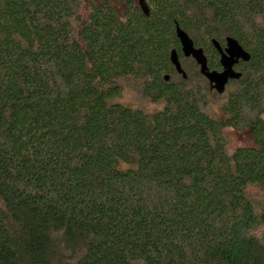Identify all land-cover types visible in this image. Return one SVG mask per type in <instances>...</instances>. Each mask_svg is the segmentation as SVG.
Masks as SVG:
<instances>
[{
  "label": "trees",
  "instance_id": "16d2710c",
  "mask_svg": "<svg viewBox=\"0 0 264 264\" xmlns=\"http://www.w3.org/2000/svg\"><path fill=\"white\" fill-rule=\"evenodd\" d=\"M145 2L0 0V264H264V0Z\"/></svg>",
  "mask_w": 264,
  "mask_h": 264
},
{
  "label": "water",
  "instance_id": "95a60500",
  "mask_svg": "<svg viewBox=\"0 0 264 264\" xmlns=\"http://www.w3.org/2000/svg\"><path fill=\"white\" fill-rule=\"evenodd\" d=\"M138 7L144 16L149 15V8L145 0H138ZM175 35L179 41L182 56L193 60L198 67L199 74L208 82L209 88L219 95L223 94L229 81L240 78L241 74L235 70V66L240 62H248L250 58L248 53L231 37L225 39L223 47L217 41L212 40V45L219 56L221 71H211L207 66V58L203 50L196 48L188 35L178 26L175 28ZM169 58L175 71L185 79L186 74L181 67L176 51L172 50ZM164 80L167 81L168 76H165Z\"/></svg>",
  "mask_w": 264,
  "mask_h": 264
},
{
  "label": "rangeland",
  "instance_id": "374dc122",
  "mask_svg": "<svg viewBox=\"0 0 264 264\" xmlns=\"http://www.w3.org/2000/svg\"><path fill=\"white\" fill-rule=\"evenodd\" d=\"M191 62H193V61L191 59H188L186 61V63L184 65H182V66L185 69L188 68L191 72H195V71L198 72V69H195L194 65H192ZM192 76H193L192 80H193L194 83L199 82L198 80H196L194 78V75H192ZM120 101L123 102V103H128V104L129 103H133L135 105H140V106L141 105H144V106L146 105V109H148V110H152L154 108V106L148 104V102L143 100L133 90H130V89H126V91L123 93ZM220 101H221V99H218L215 102L211 103L212 104L210 106L211 107V109H210L211 113L218 114V112H219L218 104H219ZM226 136H227V141L229 142V145H230L231 148L243 145L246 142L245 135L240 134V133H235V132H232V131H228Z\"/></svg>",
  "mask_w": 264,
  "mask_h": 264
}]
</instances>
